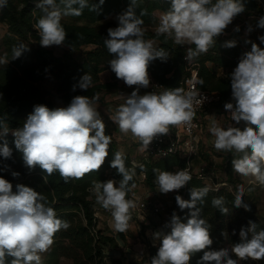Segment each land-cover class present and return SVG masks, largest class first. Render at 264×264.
Listing matches in <instances>:
<instances>
[{"label":"clouds","instance_id":"9594fccd","mask_svg":"<svg viewBox=\"0 0 264 264\" xmlns=\"http://www.w3.org/2000/svg\"><path fill=\"white\" fill-rule=\"evenodd\" d=\"M100 5L104 0H99ZM169 7L159 16L157 35H165L176 45H188L185 59L188 62L205 54L216 45L217 38L225 34L234 19L244 12L242 0H168ZM7 6V0H0V7ZM139 0H130L128 8L117 16L118 26L107 30L104 45L113 58L108 62L117 79L128 87L136 86L124 103L119 105L111 120L125 135L147 149L159 136L169 133V126L185 125L193 127L194 104L197 99L194 90L185 91L181 87L164 88L139 94L141 88L150 86L148 72L152 61H166L169 53L163 48L154 47L153 40L145 39L144 21L141 19L146 10L137 15ZM98 5L89 0H40L37 8L41 15L34 27L38 30L40 45L60 46L66 40V30L61 23L63 17L80 16L85 8L95 11ZM257 27L264 28V16L260 17ZM239 31V27L235 29ZM248 31H252L249 26ZM264 44V35L258 37ZM251 43V50L244 53L237 66L228 74L233 103H225L232 122L226 128L212 120L209 131L213 135L214 148L217 151L235 152L238 158L232 160L233 170L242 176L254 177L264 186V49ZM194 45V47H192ZM226 48L236 47V41H226ZM28 46L20 44L12 50V60L18 59L28 51ZM6 57H0V65L8 64ZM203 84V81H200ZM92 77L83 75L78 85L88 90ZM97 97L76 95L66 107L50 109L38 104L28 115L23 126L12 131L15 148L22 152L23 161L29 170L39 166L47 176L59 173L67 182L70 178L80 179L85 174L99 171L109 155L111 136L105 134L106 125L97 111ZM244 123L243 129L235 125ZM0 122V138L9 132ZM0 156L11 158L12 149L5 140L0 145ZM125 155L117 151L110 166L117 169L122 179H109L93 182L91 191L96 203L110 211L112 227L117 232H125L130 227L131 210L136 207L128 193L135 187H129V181L135 175V163L129 169L125 164ZM143 167L142 165L140 166ZM156 184L160 193L178 191L192 180L185 168L175 173L154 169ZM18 177V172H13ZM45 183L46 176L44 177ZM211 189L207 186L192 188L190 200L180 195L175 197L181 210L191 209L187 222L173 212L170 220L163 226L169 231L159 230L152 234L159 247L150 264H189L191 257L203 251L197 264H237L233 255L241 261L264 260V229L257 231V224L249 222L247 229L241 228L240 242L231 249L208 250L213 244L211 225L201 218V204ZM244 188L240 186L234 199V206L248 209L243 200ZM212 206L222 214H228L224 206L225 198L214 197ZM69 223L57 217L55 209L49 206L47 198L40 192L23 184L13 185L0 177V264H42L41 254L53 244L54 235L61 229H68ZM251 233V238H249ZM235 234V231L233 232ZM226 238L227 232H222Z\"/></svg>","mask_w":264,"mask_h":264},{"label":"trees","instance_id":"16d2710c","mask_svg":"<svg viewBox=\"0 0 264 264\" xmlns=\"http://www.w3.org/2000/svg\"><path fill=\"white\" fill-rule=\"evenodd\" d=\"M39 2L40 0H7V6L0 7V25L3 29L0 37V57H6L9 61L8 64L0 65V122H3L2 126L9 129L8 134L0 138V145L6 140L12 149L11 158L5 159L0 156V177L13 185V192L16 191L17 184H23L40 192L47 198L49 206L55 209L57 217L69 223L68 229H61L54 235L53 252L71 259L73 264H122L121 259L113 255V251H106L108 245L114 247L117 244V239L98 228L96 213L99 204L96 203L91 191L94 181L122 179L117 169L110 166L114 154L121 151L113 139L109 145V155L99 171L85 174L80 179L70 178L65 182L58 172L47 176L39 166L29 170L23 161L22 152L15 148V137L12 131L23 126L35 105L43 104L50 109L57 107L56 103L48 97L47 91L38 85V82L47 77L55 81V92L62 102V107H66L76 95L89 98L98 96L99 99L104 93L116 89L119 79L108 65L113 56L107 51L104 38L107 37L109 28L118 26V20H107L108 17L122 14L128 8L130 0H104L102 5L99 0H89L90 5H98L95 11L85 8L80 16L63 17L61 23L67 33L63 45L67 49L59 55L55 54L51 48L42 47L39 43L38 30L34 27L41 15L40 9L37 8ZM242 3L245 7L242 13L256 16L257 24L259 18L264 16V0H242ZM169 6L168 0H139L136 12L139 16L141 10H146V14L141 19L144 21L143 25H148L157 19L155 11L164 12ZM241 31V28L239 31L226 29L225 34L217 38L214 47L188 62L185 59L188 45H176L165 35H157L155 30L145 29L144 38L153 40L154 47L163 48L170 54L166 61L160 59L152 61L148 68L149 75L162 84L163 88L181 87L184 89L185 78L194 71L196 86L199 89L218 93V100L207 109L218 114L225 112V103H233V105L236 103L231 94L228 74L237 66L242 55L251 50V43L245 41L256 43L264 49V44L242 38ZM262 32L264 35V28ZM231 40L236 41V47L223 46L226 41ZM20 44L27 45L29 50L18 59L12 60V50L14 46ZM83 46L89 47L81 50ZM211 66L223 68V74H219ZM105 70L110 73L109 79L101 82L100 74ZM86 73L92 77V85L88 90L76 87L73 91V86L78 85L80 78ZM201 80L203 84L200 83ZM105 134L111 136L107 130ZM124 155L126 167L132 169L131 156L128 153ZM232 160L233 158L228 156L226 180L232 184L233 189L226 184L217 187L207 186L203 178L195 173H191L192 180L184 186L182 195L184 200L191 199L190 190L192 188L207 186L211 189L203 203H197V207L201 208V218L211 225L213 244L208 250H219L220 248L230 250L233 244L240 242V230L241 228L247 229L250 221L257 224V231L264 229V221L256 214L254 207L246 200L244 194L243 200L248 205V209L234 206L233 202L238 190L235 188V180L232 177ZM185 161L184 157L177 154L141 159L135 165V175L129 181V187L137 183L141 174H144L143 182L153 187L157 175L154 169L175 172L185 166ZM13 172H18L19 176L14 177ZM131 192L132 190L126 198ZM220 196L225 198L224 206L229 209L228 214H222L218 208L212 206V199ZM191 211L187 208L184 210L178 208L176 214L181 222L186 223ZM234 231L235 234H233ZM222 232H227L226 238ZM116 235L120 239L125 237L124 232L116 231ZM249 238H251V233H249ZM158 247L159 241L148 243V263L156 255ZM202 255L203 251L193 255L189 264H197ZM232 258L237 260V264H264V260L241 261L234 255ZM11 259L13 258L7 257V264H10ZM127 264L140 263L131 260Z\"/></svg>","mask_w":264,"mask_h":264},{"label":"rangeland","instance_id":"374dc122","mask_svg":"<svg viewBox=\"0 0 264 264\" xmlns=\"http://www.w3.org/2000/svg\"><path fill=\"white\" fill-rule=\"evenodd\" d=\"M157 19L148 25H143L144 29H151L156 30L159 26V16L160 12L156 13ZM256 16L246 15L245 13L239 14L233 21L231 25L228 26L227 29L234 30L237 27L241 28L242 31L240 32V36L242 38H246L248 40L259 41L258 37L263 35L262 28L257 27L256 24ZM107 20H117L116 15H111L108 17ZM249 26H251L252 31H248ZM0 25V37L3 33V29ZM89 46L81 47V50H85ZM55 54H61L67 47L65 45L60 46H50ZM216 69L219 74H223L224 69L219 68L217 66H211ZM235 68V67H234ZM233 68V69H234ZM232 69V70H233ZM109 71L104 75H100V81H104L105 79L109 78ZM38 85L47 91L48 97L52 99L55 103L58 102V106L61 107L60 99L58 94L55 92V81L52 78L47 77L46 79L38 82ZM144 91V90H143ZM215 119L218 124L223 127H227L229 124L235 122L231 121L230 113L228 111L222 113H215L210 112L209 109H206L204 115L202 116V124L200 129L195 134L196 145H197V154L191 158V167L196 168L199 165H204L206 167V175L208 176V183H221L222 185L226 184L233 189L232 184L226 180V166H227V158L231 156L233 159L238 158V155L235 152H224V151H217L214 148V137L209 131L210 124L212 120ZM243 129L244 123L241 122L240 125H235ZM233 179L235 180V188L238 190L240 186L244 188V196H246V200L254 207L256 214L264 221V186L260 185L257 181H255L254 177L251 176H242L236 173L233 170ZM144 175L141 174L138 178L137 184H145L143 182ZM112 179V178H111ZM114 180V179H112ZM116 181V180H115ZM143 186V185H141ZM140 188V186L138 187ZM134 193L135 196H129L127 199H132L136 203V207L131 210V220L129 221L130 227L127 231H125V237L123 239L118 238L117 244L114 247L108 245L106 251H113V255L120 258L122 264H127L128 262L135 261L139 262L140 264H150L147 262V252L148 250H127L133 249V247H139L138 243H152L149 235H146L148 231L151 235L156 232L157 228L153 227V223L150 220V215L146 210H142L143 213L137 212L139 206L137 205L138 201H140L138 196V191ZM179 193L171 192V198L175 200V197ZM160 200L161 197H160ZM162 203H165L162 201ZM104 208L100 205L98 209L99 215H105L106 212L103 210ZM108 211V210H107ZM145 222H148L147 224ZM134 225L136 227H134ZM136 228V230L134 229ZM116 233V231H115ZM143 238H141V235ZM137 238H139L137 240ZM144 239V240H143ZM156 243V242H154ZM143 248V247H141ZM109 249V250H108ZM146 256V257H145ZM42 264H73L72 260L60 256L57 253L53 252V247L48 249V251L41 254Z\"/></svg>","mask_w":264,"mask_h":264},{"label":"crops","instance_id":"0c3cea01","mask_svg":"<svg viewBox=\"0 0 264 264\" xmlns=\"http://www.w3.org/2000/svg\"><path fill=\"white\" fill-rule=\"evenodd\" d=\"M160 11H155L156 13ZM162 13V12H160ZM155 45V42H154ZM211 65V64H210ZM107 73V70L103 71L100 75H105ZM109 78L105 79L102 82H105ZM136 86L128 87L125 85V83L122 80H118L117 87L113 91L106 92L100 98L96 101V107L97 111L100 113L101 118L103 119L106 128L109 133H111L113 141L116 143V145L119 147L121 151L124 153H128L132 161L139 162L142 157V144L138 141L132 138L131 133L125 135L119 130V127L117 124H115L112 120L111 117L115 114L116 109L119 107V105L124 103L125 97L130 95L133 90H135ZM147 93L146 91L140 90L141 95ZM60 101V100H59ZM61 107L62 102L60 101ZM57 107H59L58 102L56 103ZM143 179V178H142ZM143 185V186H141ZM140 186V188H138ZM138 191V196L141 201H148L150 204H155V205H161L164 208L158 212L157 214L151 213V210L149 208H146V212H148V215H150V220L153 223V227H156L157 230H164V231H169L168 229H164L163 226L170 220L171 215L173 212L177 213L178 211V205L176 203V200H173L171 198V195L169 193L163 194L160 193L158 190V185L155 182V185L153 187L147 186L146 184H135V187L132 188L131 196H135L137 194L136 192ZM175 192V191H172ZM176 193V192H175ZM182 197L183 194H177ZM160 197L162 200H160ZM183 198V197H182ZM164 201L165 203H162ZM100 208V205H99ZM98 208V209H99ZM97 209V217H98V228L102 229L105 234H108L110 236H114L117 240V235L115 233L116 230L112 227V217L110 211H107L103 209L106 214L102 215V217L99 215ZM137 212L143 213L142 210L138 209ZM146 224L148 222H145ZM134 227H136L134 225ZM136 230V228H134ZM141 235V234H140ZM146 235H149L151 242H158L154 241L151 233L148 231L146 232ZM143 238V236H140ZM139 238H137L138 240ZM144 240V239H143ZM119 242V240H118ZM139 247H133V249H127V250H148V242L147 243H138L137 244ZM143 247V248H141ZM146 257V256H145Z\"/></svg>","mask_w":264,"mask_h":264},{"label":"built area","instance_id":"2783aa9c","mask_svg":"<svg viewBox=\"0 0 264 264\" xmlns=\"http://www.w3.org/2000/svg\"><path fill=\"white\" fill-rule=\"evenodd\" d=\"M150 76V86L148 88H141L140 90H144L146 92L155 91L157 93L164 90L162 84L157 82ZM185 91L194 90L198 93L197 99L201 100L200 104H194V111L195 116L193 118L192 124L193 127L189 128L185 125L179 126H169V133L164 136L157 137L152 144L147 148L143 149L142 157L143 159H150L156 157H166L171 154H177L181 157L185 158V166L181 169L187 170L191 173H195L198 177L203 178L207 186H214L217 187L218 185H222L221 183H208V176L206 175V167L204 165H199L196 168L191 167V158L197 154V145L195 134L200 129L202 124V116L204 115L205 110L210 107L212 103L218 100V93L216 91L210 90H202L196 86L195 81V72L193 71L191 75L185 78L184 81ZM135 165L139 162L132 161ZM176 172V171H175ZM173 172V173H175ZM144 175V174H143ZM184 187L176 193L183 194ZM137 205L139 206L138 209L146 210V208L151 210V213L157 214L160 212L164 207L161 205L150 204L148 201H138ZM137 209V210H138Z\"/></svg>","mask_w":264,"mask_h":264}]
</instances>
